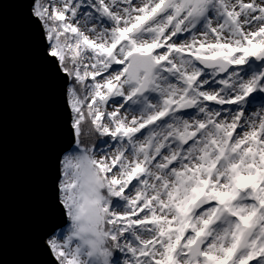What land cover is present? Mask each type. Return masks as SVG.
<instances>
[{"label": "snow or ice", "instance_id": "snow-or-ice-1", "mask_svg": "<svg viewBox=\"0 0 264 264\" xmlns=\"http://www.w3.org/2000/svg\"><path fill=\"white\" fill-rule=\"evenodd\" d=\"M27 5L72 137L44 264H264V0Z\"/></svg>", "mask_w": 264, "mask_h": 264}, {"label": "water", "instance_id": "water-1", "mask_svg": "<svg viewBox=\"0 0 264 264\" xmlns=\"http://www.w3.org/2000/svg\"><path fill=\"white\" fill-rule=\"evenodd\" d=\"M0 264H44L58 161L72 137L58 83L27 20V0H0Z\"/></svg>", "mask_w": 264, "mask_h": 264}, {"label": "trees", "instance_id": "trees-1", "mask_svg": "<svg viewBox=\"0 0 264 264\" xmlns=\"http://www.w3.org/2000/svg\"><path fill=\"white\" fill-rule=\"evenodd\" d=\"M82 139L84 140L85 144L97 143L99 144V140L97 137L88 132L87 127H85L84 133L82 135Z\"/></svg>", "mask_w": 264, "mask_h": 264}, {"label": "rangeland", "instance_id": "rangeland-1", "mask_svg": "<svg viewBox=\"0 0 264 264\" xmlns=\"http://www.w3.org/2000/svg\"><path fill=\"white\" fill-rule=\"evenodd\" d=\"M106 147V146H105ZM97 151H99V148L97 149Z\"/></svg>", "mask_w": 264, "mask_h": 264}]
</instances>
